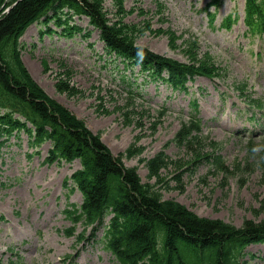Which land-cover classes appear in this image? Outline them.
Segmentation results:
<instances>
[{"label": "rangeland", "instance_id": "rangeland-1", "mask_svg": "<svg viewBox=\"0 0 264 264\" xmlns=\"http://www.w3.org/2000/svg\"><path fill=\"white\" fill-rule=\"evenodd\" d=\"M223 1L225 7L218 15L215 29L208 26L205 15L199 12L204 5L200 0H166L168 9L163 12L168 19L166 23L159 21L161 15L153 0H124V6L127 10L142 7L152 12V29H169L183 37L177 41V47L184 44L190 33L197 34L202 51L210 50L217 61L228 68L229 77L225 81L213 83L198 78L192 90L200 98L206 132L212 134L208 136L221 143V155L230 167H242L253 161L254 150L246 146L247 133L254 131L257 141L262 139L264 114L258 116L259 123L249 120L251 113L232 85L247 79L255 95L264 98V37L246 36L242 21L232 31L221 30L219 25L230 12L235 10L243 18L244 9V0ZM98 2L112 23L118 21L116 30L122 35L133 36L126 25L139 24L145 18L140 10L116 15L112 0ZM79 25L91 30L85 19L80 20ZM37 36V30H31L20 37L22 45L17 44L20 63L30 79L51 100L82 121L93 135H98L114 156L125 152L132 144L142 147L143 163L139 158L124 159V163L138 168L143 183H154V179L148 180L146 162L163 147L173 160L161 172L164 179L170 181L186 165L174 161L179 153L171 141L183 115L180 111L187 110L188 96L176 93L171 97V90L158 83L159 88L154 84L143 87L144 99L136 93L131 97L128 84L121 79L122 67L114 56L105 53L96 31L89 40L53 35L46 37L41 47L34 48ZM175 37L169 33L157 36L148 32L138 43L159 54L186 61L181 49L170 47ZM56 48L59 50H53ZM257 52L262 53V58H256ZM141 82L142 78L138 83ZM197 87L205 93L199 95ZM163 105L170 111L160 116ZM126 111L131 114L130 118L124 116ZM154 123H157L155 132ZM22 137L21 147L12 139L0 151V264H9L12 256L8 248L20 253L23 264H65L74 251H78V255L72 264H111L109 252L104 253L99 243L89 240V234L83 243L66 234L72 227L63 214L68 199L80 204L82 196L78 192L69 195L64 181L80 169V162L63 167L47 166L44 159L50 144H45L41 148L42 155L36 156L32 154L28 135ZM180 158L192 159H188V155ZM255 161L250 169L252 173L239 169L229 175H213L203 166L192 175L183 170L179 173L183 174L182 183L171 181L170 189L161 192L165 199L175 200L205 218L224 220L236 227H242L249 220L264 224V165L258 167L259 162ZM82 229L79 226L77 233ZM246 253L249 254L248 264H264V245H252Z\"/></svg>", "mask_w": 264, "mask_h": 264}, {"label": "trees", "instance_id": "trees-1", "mask_svg": "<svg viewBox=\"0 0 264 264\" xmlns=\"http://www.w3.org/2000/svg\"><path fill=\"white\" fill-rule=\"evenodd\" d=\"M4 1L0 0V8ZM64 8L87 15L101 30L111 51L120 54L126 62L138 63L137 51L141 49L135 46V40L149 32V19L126 25L133 33V36H127L117 32L118 21L109 24L98 0L17 1L0 19V138L25 129L31 138V146L52 142L47 163L58 159L81 161L83 169L73 178L84 192V204L75 220L91 225L95 221L102 222L104 216L112 214L110 209L113 210L115 216L111 219L106 240L116 258L114 264H243V251L251 244L264 242L263 223L249 220L242 228H237L220 219L200 217L187 206L165 199L161 191L170 189L169 182L182 183L179 171L170 181L161 176L169 163L165 155L158 154L146 162L148 179H154L155 183H143L138 168L127 167L124 163V159L143 155L140 146L132 144L125 152L114 156L98 135H93L82 121L51 100L30 79L20 63L17 39L30 24L43 16L49 18L50 12L53 13L50 18L57 19L61 26L60 15ZM116 8L117 14L123 16L122 0ZM187 48L191 53L195 52L192 44ZM143 53L145 58L141 64L144 68L157 71L167 68L179 74L178 77L211 72L206 64L184 66L148 51ZM191 57L195 60L193 54ZM15 113L33 125L35 134L31 128L27 129V122L13 118ZM124 116L130 117L127 111ZM179 141L190 151H199L197 142L190 143L185 131H181ZM216 167L225 169L220 162Z\"/></svg>", "mask_w": 264, "mask_h": 264}, {"label": "clouds", "instance_id": "clouds-1", "mask_svg": "<svg viewBox=\"0 0 264 264\" xmlns=\"http://www.w3.org/2000/svg\"><path fill=\"white\" fill-rule=\"evenodd\" d=\"M137 57H138L139 61H141V62L143 61V59H144L145 57H144V53H143L142 50L137 51Z\"/></svg>", "mask_w": 264, "mask_h": 264}]
</instances>
